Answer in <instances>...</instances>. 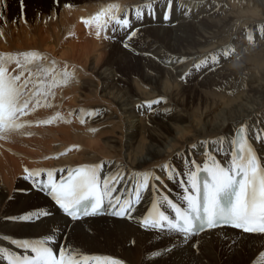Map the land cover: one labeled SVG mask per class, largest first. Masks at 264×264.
Segmentation results:
<instances>
[{
    "label": "bare ground",
    "instance_id": "bare-ground-1",
    "mask_svg": "<svg viewBox=\"0 0 264 264\" xmlns=\"http://www.w3.org/2000/svg\"><path fill=\"white\" fill-rule=\"evenodd\" d=\"M29 1H42L46 9L55 2L61 13L50 28L35 22L29 30L20 26L18 30L12 28V32L0 31V55L37 52L47 58L28 69L8 63L9 75L23 72L19 82L23 83L29 79L30 70L35 81V74L40 71L37 65L51 66L55 62L51 74L40 75L47 91L52 76L63 73L67 66L68 71H75L78 81L93 79L100 92L99 101L103 98L102 103L112 107V111L106 106L98 111L99 115L86 116L84 124L65 118L63 101L70 103L76 97L74 93L83 87L80 81L73 80L67 86L52 89L54 96L47 97L52 107L40 106L31 111L40 98L34 97L29 114L20 118L25 127L0 132V234H4L0 235V247L20 254L11 245L12 239H37L56 230L57 253L60 246L66 245L79 250L82 256H108L122 264H258L260 253L264 252V235L222 227L194 236L184 244L175 235L142 228L139 220L153 197L160 201V193L181 199V176L169 179L171 173L166 175L162 165L183 173L190 167L186 162L204 164L206 152L223 162L240 126L246 127L264 161V143L253 139L264 133V18L256 16L264 13V0H175L170 9L164 0H159L155 15L145 14L142 20L136 19L135 12L148 0ZM69 2H88L91 6L83 3L67 9L65 4ZM2 4L3 0L0 8ZM109 4H118L125 10L122 17L127 16L133 24L127 31L139 30L135 38L126 41V32L113 31L111 23L98 37L95 23H82L98 13L102 5ZM165 11H170L167 21L163 18ZM49 16L53 19V12ZM249 36L254 39L253 45L249 44ZM223 37L227 39L224 44ZM125 42L130 48L124 47ZM225 48L233 50L228 58L220 54ZM213 53L220 59L214 71L208 66L200 71L193 68L194 63ZM170 57L185 60L170 63ZM19 59L23 65V58ZM185 73L190 74L182 79ZM33 87L30 82L26 94ZM160 98L167 103L153 105L150 111L147 102ZM77 103L82 102L79 104L77 99ZM137 105L144 106L138 109ZM165 108L172 109L167 116L163 115ZM56 113L62 119L51 124L38 123ZM102 126H113L111 130H117L119 141H103ZM90 128L97 131L90 132ZM220 137L225 138L222 145L211 143ZM218 147L224 151H216ZM90 164L101 165L103 176L120 173L123 179L115 185V195L127 196V190L136 183L133 174L147 171L157 177L155 191L151 186L144 191L131 218L115 219L106 214L72 221L50 202L49 195L38 192L31 180L23 178L25 168L42 176L51 170L63 175ZM35 209H44L50 215L35 224L5 219ZM168 248L171 251L165 252Z\"/></svg>",
    "mask_w": 264,
    "mask_h": 264
},
{
    "label": "snow or ice",
    "instance_id": "snow-or-ice-1",
    "mask_svg": "<svg viewBox=\"0 0 264 264\" xmlns=\"http://www.w3.org/2000/svg\"><path fill=\"white\" fill-rule=\"evenodd\" d=\"M159 0H148L142 6H139L135 12L137 20H142L145 14L155 15V8ZM165 5L170 9L175 0H164ZM66 4L65 7H72ZM145 9L147 10L145 12ZM124 9L118 4H109L101 9L94 16L82 20L86 26L95 23L99 37L101 31H106L108 25H114L113 31L117 29L126 32V41H130L138 35L137 30L127 31L133 28L132 22L127 16L122 17ZM188 15L189 13H185ZM107 17V19H105ZM163 18L169 20V12L165 11ZM250 45L254 44L253 37L249 36ZM125 48H130L129 43H124ZM220 54L228 58L233 54L231 48L220 50ZM19 57L23 58V65ZM239 59V56L236 57ZM41 59H47L37 52H25L15 55H0V132L17 130L25 127V123L20 120L22 116L29 114V105L34 97H40L35 100L36 107H52L47 102L48 96H54L52 89L58 86H67L73 80L79 82L75 71H68L65 66L63 73H57L52 76V80L47 85V91L44 90V82L40 79L41 72L45 75L51 74L55 67V62L51 66H38L35 81L32 80L33 73L29 70V79L19 83L20 75H9L7 64L15 62L17 67L29 66ZM185 58H169V62L183 63ZM211 62V63H210ZM220 59L216 53L209 57L201 58L199 63H194L195 70H203L206 66L214 71L215 65L219 64ZM190 73H185L186 78ZM33 83V89L26 94L25 90L29 83ZM43 101V103H42ZM167 103L163 98L147 102V108L152 111L153 105ZM144 105H137L140 109ZM81 113L85 110L81 109ZM172 112L171 108H165L163 115L167 116ZM72 113H70L71 115ZM88 117L99 115L98 111H88ZM56 119H62L58 113L50 119L39 121L42 124H51ZM63 123H71L70 120H62ZM81 124L85 123L83 117L80 118ZM30 126V125H29ZM90 132L97 129L90 128ZM255 139L259 143H264V133L256 135ZM225 138L220 137L212 141L213 144L222 145ZM201 144H207L208 141H201ZM231 149L225 152L226 160L220 161L213 155L205 153V162L203 167L195 161L186 162L190 167L183 173L173 171L165 164L161 170L165 174L171 173L169 179H174L177 174L181 176L182 195L181 203H174L167 196H162L160 201H153L152 210L139 220L140 226L145 229H152L161 234H172L181 238V242H187L194 236H199L207 230L221 227H231L239 229L244 233L264 234V161L259 157L254 144L250 142L245 126L236 129L235 135L230 141ZM223 152L222 147L216 149ZM63 154V153H62ZM101 165H85L83 167L69 170L67 180H62L59 184L55 181L51 183H37L36 177L40 172H32L24 169L25 180H31L34 188L38 192H46L55 202L63 213L70 217L72 221H78L81 217H95L104 213V199L108 198V204L113 209L109 214L116 217L131 218L134 205L141 202L143 193L150 186L155 191L153 171L134 173L133 179L136 183L131 189H128L129 196L124 198L122 195H115L116 184L123 177L119 172L103 176ZM52 177V173H47ZM203 175V179L201 176ZM167 209V211H165ZM168 213H171L169 215ZM50 213L44 209H35L30 213L18 216H10L5 219L13 223L30 222L35 224L46 218ZM55 231L44 237L17 241L11 240V245L20 250V254L9 251L7 247H0V261L2 264H88L89 261H95V264H122L121 261L108 256H82L79 250L62 245L59 247L58 254L54 245L57 242ZM4 235V234H0ZM235 243V242H233ZM165 252L171 251L170 248ZM162 254V253H161ZM155 255V254H153ZM258 264H264V252L260 253Z\"/></svg>",
    "mask_w": 264,
    "mask_h": 264
},
{
    "label": "rangeland",
    "instance_id": "rangeland-1",
    "mask_svg": "<svg viewBox=\"0 0 264 264\" xmlns=\"http://www.w3.org/2000/svg\"><path fill=\"white\" fill-rule=\"evenodd\" d=\"M1 1L2 0H0V2ZM3 1H4V4H2V6L0 8V31L1 32H4V31L5 32H9V31L12 32V31L18 30L20 26H22L23 28L25 27V29L28 28L27 30H29V29L32 28V25L35 22H38L40 25H43L46 28H50L51 26H53L52 23L56 22L55 20L58 19L59 15L61 13L60 12L61 11V7L57 8V4L55 2L52 3L53 5L50 6L51 8L46 9L45 8L46 4L44 2H42V1H39V2H32V1L30 2L29 0H3ZM83 3L85 4V6H89V8H90L91 5L88 4V2H82V3H79V4H74L73 2H69L67 4L73 5L72 7H77V5L78 6L84 5ZM72 7H65V8L71 9ZM52 9H54V10H52ZM58 9H59V11H58ZM51 12H53V15H54L53 19H51L50 16H49L51 14ZM258 14L259 15H256L258 19H263L264 18V13L258 12ZM1 15H2V17H3V19H4V21L6 23L2 20ZM19 18L23 22L20 21V20L18 21ZM21 22L23 23V25L21 24ZM1 23H3V24L1 25ZM14 24H15V26H14ZM11 25H13L14 27H12ZM7 27H9V28H7ZM12 28L13 29L15 28V30H13ZM224 36H227V34H225ZM225 39H226V37H223L221 39L222 44L226 43L227 39L226 40ZM103 44H105V43H103ZM79 81H80L79 83H81V85H83L82 90L80 89V90H78L79 92L76 91V93H74L75 95H73V97L74 96H76V97L75 98L72 97L73 99L70 101V103H69L68 99H67L68 100L67 102L63 101L64 102L63 104H64L65 108L63 109L62 113L66 116L65 118L72 119V120H76L77 119L79 121L81 117L85 118L87 116L86 113L88 111H95V110L99 111V110H103L104 108H107V107H108V109L110 111H112V107L107 106L105 103H102L103 98H100V101H99L98 97L100 95V92L98 90H96V87H97L96 84L97 83L93 79L81 78ZM76 98L78 99L79 104L81 102L83 104L81 103L80 105H78ZM79 99H81V100H79ZM65 102L67 103L66 105H68V106L65 105ZM85 103L87 105H85ZM92 103H94V105H92ZM95 103L97 105H101V107L97 106ZM69 104H71L73 107L71 105H69ZM89 104H91L92 106H90ZM103 105H105V106H103ZM81 109L85 110L84 113H81V111H80ZM70 113H72V114L70 115ZM111 127H113V126H110V127L102 126V128H101L102 129L101 133H103V141H107L108 144H110L111 141H114V142L119 141L118 140L119 137H118L117 130H115V129L111 130L112 129Z\"/></svg>",
    "mask_w": 264,
    "mask_h": 264
}]
</instances>
